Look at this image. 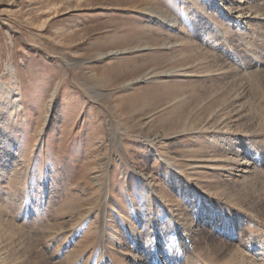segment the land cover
Here are the masks:
<instances>
[{
  "label": "rangeland",
  "instance_id": "rangeland-1",
  "mask_svg": "<svg viewBox=\"0 0 264 264\" xmlns=\"http://www.w3.org/2000/svg\"><path fill=\"white\" fill-rule=\"evenodd\" d=\"M0 264H264V0H0Z\"/></svg>",
  "mask_w": 264,
  "mask_h": 264
},
{
  "label": "bare ground",
  "instance_id": "bare-ground-1",
  "mask_svg": "<svg viewBox=\"0 0 264 264\" xmlns=\"http://www.w3.org/2000/svg\"><path fill=\"white\" fill-rule=\"evenodd\" d=\"M239 7H240V5H239ZM239 10V9H238ZM242 11V10H241ZM238 14H239V11L237 12ZM248 14V13H247ZM246 14V15H247ZM241 16L243 15V14H240ZM240 17V16H239ZM235 18V17H234ZM245 18V17H244ZM240 19H241V17H240ZM172 22V21H171ZM174 24V23H173ZM175 25V24H174ZM110 54V53H109ZM112 55H114V53H111ZM116 54V53H115ZM16 94V93H15ZM18 106V108H20V105L18 104L17 105ZM22 108V107H21ZM244 166V165H243ZM163 263V262H162Z\"/></svg>",
  "mask_w": 264,
  "mask_h": 264
}]
</instances>
